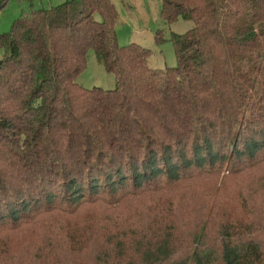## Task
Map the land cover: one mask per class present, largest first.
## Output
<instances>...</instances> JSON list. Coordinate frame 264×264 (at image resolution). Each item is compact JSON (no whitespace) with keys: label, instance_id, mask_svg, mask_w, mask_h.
<instances>
[{"label":"trees","instance_id":"obj_1","mask_svg":"<svg viewBox=\"0 0 264 264\" xmlns=\"http://www.w3.org/2000/svg\"><path fill=\"white\" fill-rule=\"evenodd\" d=\"M159 16L192 23L169 35L174 65L117 43L111 0L29 3L0 32V264H264V0ZM88 50L112 87L75 80ZM199 179L219 197L175 209Z\"/></svg>","mask_w":264,"mask_h":264},{"label":"rangeland","instance_id":"obj_2","mask_svg":"<svg viewBox=\"0 0 264 264\" xmlns=\"http://www.w3.org/2000/svg\"><path fill=\"white\" fill-rule=\"evenodd\" d=\"M63 0H6L3 6L0 7V32L9 28L11 21L23 9L28 8L29 3L32 7H48L62 2ZM117 11V18L115 20L114 29L115 37L118 44H125L128 42H135L139 45L148 47L150 49L149 56L147 57V64L151 67H163L175 64V55L173 52L172 44L169 40L170 33L183 32L191 26L190 20L178 18L173 22H166L159 16L160 0H111ZM158 30L163 36L160 43H156L153 39L154 32ZM2 48H0V57L2 56ZM85 67L78 73L75 80L85 86L90 87L98 85L103 88L113 86V75L104 69L102 63L96 58L92 50L87 51ZM190 189H181L173 194V202L175 209L179 211H186L191 214L192 209L196 204L207 205L213 197H219L217 192L212 188H206L207 183L202 180H196L192 185H187ZM133 202V201H132ZM139 202V199L136 203ZM258 203L261 209H264V194L258 197ZM122 215L128 208L123 207L118 209ZM181 220L188 228H194L190 217L175 218ZM75 225L79 228L84 227L81 225L80 220H74ZM125 223V220L122 221ZM107 231L118 230L119 232L126 231L121 225H112L107 223L103 226ZM98 235L97 229L93 232V238ZM179 235L185 236V231L179 229ZM54 247L53 249L55 248ZM55 251V250H54ZM62 259L65 263L81 264L86 262L91 263V257L76 255L71 258L68 253L62 254Z\"/></svg>","mask_w":264,"mask_h":264},{"label":"snow or ice","instance_id":"obj_3","mask_svg":"<svg viewBox=\"0 0 264 264\" xmlns=\"http://www.w3.org/2000/svg\"><path fill=\"white\" fill-rule=\"evenodd\" d=\"M0 23H2V21H0Z\"/></svg>","mask_w":264,"mask_h":264}]
</instances>
